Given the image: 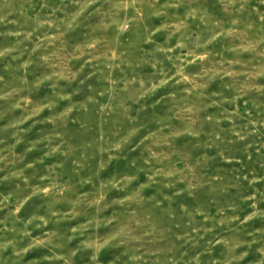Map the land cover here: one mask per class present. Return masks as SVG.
I'll return each instance as SVG.
<instances>
[{"label": "rangeland", "instance_id": "1", "mask_svg": "<svg viewBox=\"0 0 264 264\" xmlns=\"http://www.w3.org/2000/svg\"><path fill=\"white\" fill-rule=\"evenodd\" d=\"M0 264H264V0H0Z\"/></svg>", "mask_w": 264, "mask_h": 264}]
</instances>
